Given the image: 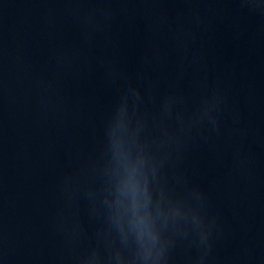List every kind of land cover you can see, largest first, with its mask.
Returning <instances> with one entry per match:
<instances>
[{
	"label": "water",
	"instance_id": "95a60500",
	"mask_svg": "<svg viewBox=\"0 0 264 264\" xmlns=\"http://www.w3.org/2000/svg\"><path fill=\"white\" fill-rule=\"evenodd\" d=\"M122 154L162 211L155 264H264V6L0 0V264H148Z\"/></svg>",
	"mask_w": 264,
	"mask_h": 264
},
{
	"label": "clouds",
	"instance_id": "9594fccd",
	"mask_svg": "<svg viewBox=\"0 0 264 264\" xmlns=\"http://www.w3.org/2000/svg\"><path fill=\"white\" fill-rule=\"evenodd\" d=\"M258 7L264 6V0H256ZM212 104L201 118L202 122L207 119L213 128L217 125L215 113L218 111L222 98L216 93L208 97ZM124 161L125 174L120 184V195L124 201V213L128 217V226L135 235L137 244L141 250L143 258L148 264H155L163 254V248L159 249L156 257L152 252L159 244L158 233L155 227V218L162 215L160 206H151V195L148 190L147 180L143 175L144 159L138 157L134 163H129L126 154L121 157ZM216 224L215 217H208L199 231L196 239V246L200 250L199 260L203 262L211 247L210 237L213 227Z\"/></svg>",
	"mask_w": 264,
	"mask_h": 264
}]
</instances>
